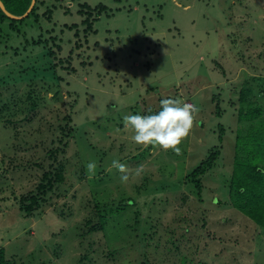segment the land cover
I'll return each mask as SVG.
<instances>
[{"label":"rangeland","instance_id":"1","mask_svg":"<svg viewBox=\"0 0 264 264\" xmlns=\"http://www.w3.org/2000/svg\"><path fill=\"white\" fill-rule=\"evenodd\" d=\"M54 2L59 6L52 18L41 17L45 32L50 29L59 35L66 51L74 44V56L87 64L67 77L71 87L63 86L62 98L49 91L50 101L22 122L18 119L26 115L22 108L28 102L27 82L15 80L41 49L29 46L11 57L16 48L10 39L3 37L6 43L0 44V53L5 51L2 46L9 52L0 56V73L6 81L0 90L12 95L7 113L0 114V247L6 248L12 264H143L142 251L149 257L146 264H264V229L231 206L225 188L233 171L241 83L245 76L262 75L251 69L264 66V0ZM84 2L93 7L104 2L108 15L100 16L96 31L88 37L83 25L79 37L76 29L62 32L66 24L81 25L79 9ZM50 3L46 0V7ZM20 43L17 49L23 48ZM71 88L78 94V107H73L76 97ZM41 89L45 94L46 88ZM165 98L198 108L179 153L136 144L134 131L122 120L125 115L159 109ZM217 102L225 111L221 117L216 115ZM76 107L73 123L81 133L70 140L66 182L50 192L32 217H26L19 199L41 179L43 170L36 163H43L56 126ZM220 123L227 128L222 143ZM215 145L222 147L217 167L201 177L198 190L188 175ZM113 160L124 163L126 172L113 168ZM85 162L102 166L104 172L94 170L83 177ZM18 163L26 168L12 169ZM122 175L129 177L127 182L121 181ZM102 196L103 201L112 198L119 205L127 196H132L129 203L135 202L120 207L118 216L111 218L115 221L109 233L99 230L87 236L94 237V249L87 252L80 237L82 226L78 231L76 227L88 217L95 220L93 198ZM167 225L176 227L178 247L169 243L172 233ZM153 234L159 247L149 251L141 241ZM133 241L135 246L130 245ZM118 246L119 252L108 254ZM121 251L125 252L120 255ZM81 256L86 259L79 261Z\"/></svg>","mask_w":264,"mask_h":264},{"label":"trees","instance_id":"2","mask_svg":"<svg viewBox=\"0 0 264 264\" xmlns=\"http://www.w3.org/2000/svg\"><path fill=\"white\" fill-rule=\"evenodd\" d=\"M1 1L4 3L7 11L16 16L25 15L33 2V0ZM53 2L54 0L50 3V6L48 5L46 7V0H36L31 12L21 19L10 17L0 5V44L6 43V40L10 39L12 49L16 48L14 49L15 54L13 53L11 57L19 55L20 52L26 51L29 46L41 49V51L37 52L34 56V60L29 62L26 68L23 69L20 79L17 77L15 80H21L22 82L26 81L28 89V102H26L25 107L22 108L23 111H26V115L20 117L18 119L19 122L32 118L34 113L37 112L38 108L43 103L50 101L47 97L49 91L53 92L54 98L58 96L62 98L63 86L71 87L70 79L67 77H69L71 73L76 72L78 66L87 64L82 63L77 59H80V56H74L76 53L74 50V44L71 41L72 38L70 42L71 46L72 44L73 46L69 51H66L64 50V46L62 44V38H60L59 35H52V30L50 29H47L45 32L41 23V17L47 16L48 19L52 18L51 16L54 9L59 6L56 2ZM41 7L46 9L44 13L40 12ZM108 10L109 8L104 2H100L94 7L87 2H84L81 4L79 9V14L83 16L81 25L78 23H74L71 26L66 24L65 27H62V32L66 29H76L77 31L75 34L79 37L81 26L83 25L84 29L82 30L88 37L89 34L96 31L94 29L95 22L102 14L107 13ZM46 33L50 34L49 37L46 36ZM3 37H6L7 39L5 40ZM87 37L85 38V41L88 43ZM19 42L23 45L22 49H17V44ZM80 47H82V45L79 46V48ZM2 48L5 51L0 53V56L4 54L6 56V54H9V52H6L7 46H2ZM55 48H57V50H55ZM39 59L40 62H37ZM74 60H76V63L78 64L74 65ZM66 63L69 65H65ZM63 69H67V74L62 71ZM69 69H71L70 72H68ZM251 70L257 71V73H261L262 75L259 76L255 74L252 75V77L245 76L244 82L241 83L242 85L238 94L239 106L238 109H236L238 113V125L235 133L236 150L234 155L233 171L226 181L225 188L227 190L231 206L237 211H240V213L244 216L251 218L255 223L264 229V66L262 69L256 67ZM223 73H226L224 69ZM0 74L1 88L6 81L5 76H2L3 73ZM41 88H46L47 91L45 94H42ZM69 92L74 98L76 97L73 107L74 105L77 106L79 101L77 92L72 88ZM11 98L12 95H6L0 90V108L4 107L0 110L1 115L7 113L5 106H9L7 103L11 101ZM230 103L233 104V101ZM233 106H235V104H233ZM77 107L75 111L71 110L70 113L62 117L63 121L56 126V130L51 136L49 146L44 150L45 155L43 163H36L43 170L41 179L33 189L28 190L19 199V209L24 215H26V217H32L33 214L41 209V207L48 201L50 192H55L57 188H60L61 184L66 182L65 161L66 154L70 147V140L73 136H75V134L79 135L81 133L80 128H77L76 122L75 124L73 123V120L75 119L74 116L78 112ZM216 109V115L219 117L225 113V111L221 108V102H217ZM158 110L159 109L150 108L146 114H150L151 112H156ZM72 114H74V116H72ZM7 120V122L12 121L11 118H8ZM226 129L227 128L223 123L219 124L218 137L220 143L223 142V137L227 132ZM37 145L38 144H35L34 147L36 148ZM221 153V145H215L211 150H209L208 157L201 161L199 165L188 175L189 180L196 187V189L201 190V177H203L207 172H212L216 169ZM83 165V177H85V175L89 172L86 169L87 163L85 162ZM20 168H26V164H15L12 169ZM95 170L97 173L104 172L102 166L99 165H96ZM94 198L96 202L94 201ZM94 198L93 202L96 210L95 220H93L92 217H88L87 219L89 220H87L86 223L76 227V231H78L82 226V228H80L82 229L80 237L84 238L81 242L86 251L94 249V237L91 238V240H88L87 236L93 233L95 234V232L99 230H108L109 233L112 223L115 221L111 218L115 215L118 216V212L121 210L120 207H128L133 205L135 202L129 203V201H132V196H127L126 199L121 198L120 205L114 201L116 199L112 200V198H110V203L103 201L104 196L101 197L102 201L99 198ZM146 204L148 203L145 202V205ZM67 206L68 204H66V207ZM69 210L70 212L72 211L71 206H69ZM62 214L64 216L65 212H62ZM185 218L187 217L185 216ZM178 220L186 221L187 219ZM188 221L191 222V219L188 218ZM167 228L169 232L172 233L170 235L169 243L174 247H178L177 244L180 241V237H177L175 234L176 227L167 225ZM186 230L188 231V227ZM154 234L156 235V232ZM154 234L149 238L143 237V242L141 241L142 246L146 244L149 251L159 247V244L153 241V237H155ZM148 239L150 241H148ZM86 240L89 241L87 245L85 243ZM130 245L135 246L136 242L133 241ZM119 247L120 246L115 248L117 250H113L108 254L115 255V252H119ZM138 247L140 249L141 244H138ZM198 249L199 246L197 245L195 250ZM124 252L121 251L120 255ZM117 254L119 255V253ZM189 255L192 257L195 253H190ZM85 256H87V254ZM85 256H81L79 261L85 260ZM141 256L144 258L143 264H146L147 261H149L147 253L142 251ZM203 259L204 258L202 257L201 261H203ZM185 261H187V257L183 256L182 262L185 263ZM0 264H12L11 259L6 253L5 247H0ZM127 264L132 263L128 261ZM159 264H162V262H159Z\"/></svg>","mask_w":264,"mask_h":264},{"label":"clouds","instance_id":"3","mask_svg":"<svg viewBox=\"0 0 264 264\" xmlns=\"http://www.w3.org/2000/svg\"><path fill=\"white\" fill-rule=\"evenodd\" d=\"M198 108L180 99L165 98L160 101V108L156 112L141 115H125L124 127L134 131L133 141L140 145H158L164 150L180 152V145L189 136L195 121ZM112 167L121 173L126 172V165L119 160L112 161ZM96 164L89 162L87 171L94 172ZM138 172L140 169L137 170ZM127 175L121 176L122 182H127Z\"/></svg>","mask_w":264,"mask_h":264},{"label":"water","instance_id":"4","mask_svg":"<svg viewBox=\"0 0 264 264\" xmlns=\"http://www.w3.org/2000/svg\"><path fill=\"white\" fill-rule=\"evenodd\" d=\"M35 3H36V0H33V2H32V4H31L30 8L28 9L27 13H25V15H23V16H16V15L10 13L9 11H7V9L5 8L4 3L0 0V5H1V7L3 8V10H4V11H5L10 17H13V18H23V17L27 16V15L31 12V10L33 9Z\"/></svg>","mask_w":264,"mask_h":264}]
</instances>
